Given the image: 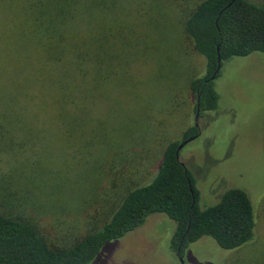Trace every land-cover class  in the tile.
Wrapping results in <instances>:
<instances>
[{
    "label": "rangeland",
    "instance_id": "374dc122",
    "mask_svg": "<svg viewBox=\"0 0 264 264\" xmlns=\"http://www.w3.org/2000/svg\"><path fill=\"white\" fill-rule=\"evenodd\" d=\"M202 1L120 0L88 35L87 59L70 73L69 92L34 81L33 106L16 110L12 69L28 58V75L54 79L72 52L63 63L48 61L35 43L12 36L18 15L0 0L1 212L32 221L53 247L69 248L102 228L128 191L156 177L167 145L195 126L191 82L205 74L206 61L184 23ZM215 90L217 110L200 117V136L179 159L195 177L201 209L231 189L248 194L256 239L226 251L204 237L181 257L185 264H264V53L225 62ZM175 230L166 215H152L92 264H181L171 248Z\"/></svg>",
    "mask_w": 264,
    "mask_h": 264
},
{
    "label": "trees",
    "instance_id": "16d2710c",
    "mask_svg": "<svg viewBox=\"0 0 264 264\" xmlns=\"http://www.w3.org/2000/svg\"><path fill=\"white\" fill-rule=\"evenodd\" d=\"M119 1L9 0L10 12L18 15V33L12 32V36L21 35L35 43L48 61L63 63L72 52L70 62L56 69L57 77L49 80H37L26 73L28 68L31 70L28 58L19 62L12 69L16 74L12 77L17 79L11 77L14 83L9 88L15 98L12 108L29 110L33 106L28 101L34 98L29 95L34 81L46 89L47 82L52 80L57 83L58 94L65 96L70 89V73H79L87 59L88 35L100 28L101 16L115 9ZM184 30L195 51L206 61L205 74L191 82L195 113L200 97L202 116L218 108L215 81L221 75V71L216 74L219 58L223 67L233 57L264 53V6L247 0H203L185 20ZM35 106L40 108L39 103ZM193 136H199L195 126L184 133L182 141L170 142L156 177L128 191L102 228L69 248L53 247L32 221L0 211V264H92L105 247L142 227L156 214H164L176 223L171 248L175 253L180 250L181 256L204 237L212 238L226 251H237L253 243L257 215L245 191L231 189L217 205L200 208L195 177L177 154L179 145Z\"/></svg>",
    "mask_w": 264,
    "mask_h": 264
},
{
    "label": "water",
    "instance_id": "95a60500",
    "mask_svg": "<svg viewBox=\"0 0 264 264\" xmlns=\"http://www.w3.org/2000/svg\"><path fill=\"white\" fill-rule=\"evenodd\" d=\"M222 70V61H221V58H219V67L216 71V74H218L220 71ZM199 100H200V97L198 98V108H197V111H196V117H195V127L199 128V121H200V117H201V110H200V104H199ZM198 138V136H193V137H190L189 139L183 141L179 147H178V151H177V154H178V157L180 155V152L191 142H193L194 140H196ZM178 254V257L181 261V264H185L183 258L181 257V251L179 250L177 252Z\"/></svg>",
    "mask_w": 264,
    "mask_h": 264
},
{
    "label": "flooded vegetation",
    "instance_id": "af4514ba",
    "mask_svg": "<svg viewBox=\"0 0 264 264\" xmlns=\"http://www.w3.org/2000/svg\"><path fill=\"white\" fill-rule=\"evenodd\" d=\"M198 130H199V136H200V133H201V132H200V128H198ZM199 136H198V137H199Z\"/></svg>",
    "mask_w": 264,
    "mask_h": 264
}]
</instances>
